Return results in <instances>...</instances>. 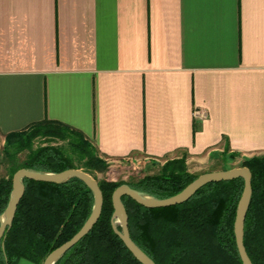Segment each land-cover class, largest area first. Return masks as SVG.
Returning <instances> with one entry per match:
<instances>
[{"label":"crops","instance_id":"1","mask_svg":"<svg viewBox=\"0 0 264 264\" xmlns=\"http://www.w3.org/2000/svg\"><path fill=\"white\" fill-rule=\"evenodd\" d=\"M45 120L109 162L263 155L264 0H0V143Z\"/></svg>","mask_w":264,"mask_h":264},{"label":"trees","instance_id":"2","mask_svg":"<svg viewBox=\"0 0 264 264\" xmlns=\"http://www.w3.org/2000/svg\"><path fill=\"white\" fill-rule=\"evenodd\" d=\"M44 138L66 145L43 144ZM25 153L20 160L19 154ZM238 155L232 154L235 159ZM0 220L12 194L13 177L20 169L60 173L81 169L90 175L104 172L108 161L85 135L63 123L45 120L8 134L0 154ZM241 167L252 172V197L244 221V244L253 264H264V154L244 158ZM198 175L189 171L187 156L167 160L158 174L119 183L98 181L104 202L101 216L80 242L55 264H141L113 229L112 195L123 184L156 199L180 193ZM13 224L0 245V264L22 259L43 264L48 255L69 241L87 222L94 207V194L82 180L72 177L53 184L29 179ZM244 180L211 183L182 204L146 208L128 196L122 203L129 219L133 242L155 264H243L236 245L234 222ZM119 230L121 227L117 226Z\"/></svg>","mask_w":264,"mask_h":264},{"label":"water","instance_id":"3","mask_svg":"<svg viewBox=\"0 0 264 264\" xmlns=\"http://www.w3.org/2000/svg\"><path fill=\"white\" fill-rule=\"evenodd\" d=\"M72 177H76L82 180L92 190L95 200L93 211L83 227L69 241L52 251L43 264H55L58 259H60L72 247H74L85 236H87L98 222L102 213L104 197L98 181L89 173L81 169H68L60 173H41L28 169H20L15 173L13 177L11 199L6 211L1 216L0 245L3 243L6 234L13 224L19 203L25 193V185L23 183L25 179L38 182L61 184L67 182ZM237 178H242L244 180V189L238 202L236 218L234 222L236 245L243 264H253L244 244V221L252 197V172L248 167H239L225 171H213L204 173L198 176L180 193L167 199H156L134 190L127 184H123L116 188L112 195L114 218L118 219L121 225V230H119L117 228L116 222L114 221L113 229L118 237L124 242L127 249L141 264H155L133 242L131 238L129 219L125 207L122 203V197L128 196L135 202L146 208H166L184 203L205 185L231 181Z\"/></svg>","mask_w":264,"mask_h":264},{"label":"rangeland","instance_id":"4","mask_svg":"<svg viewBox=\"0 0 264 264\" xmlns=\"http://www.w3.org/2000/svg\"><path fill=\"white\" fill-rule=\"evenodd\" d=\"M43 144H52V145H66L65 142L48 140L44 138H38L35 140V147ZM4 143H0V154L3 151ZM232 155V154H231ZM230 154L226 152L220 154V156L213 157L209 162H197L192 161L188 164L189 171L195 175H202L204 173L213 172V171H225L233 168L241 167L242 160L238 157L235 159L231 158ZM18 158L23 160L25 158V153L19 154ZM108 168L104 172H93L91 176L97 181L108 180L119 183H128L135 181L140 177L145 175H154L158 174L165 164V162H157L152 160H139L134 161L131 159L126 160H115L108 161ZM1 175L7 174V169L5 166H2L0 169ZM116 225L121 227L120 221L115 219Z\"/></svg>","mask_w":264,"mask_h":264},{"label":"built area","instance_id":"5","mask_svg":"<svg viewBox=\"0 0 264 264\" xmlns=\"http://www.w3.org/2000/svg\"><path fill=\"white\" fill-rule=\"evenodd\" d=\"M193 115L195 120L199 122H203L208 118V113L203 109H195Z\"/></svg>","mask_w":264,"mask_h":264}]
</instances>
